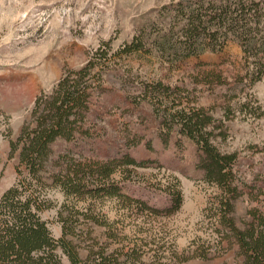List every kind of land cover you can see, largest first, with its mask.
I'll return each instance as SVG.
<instances>
[{"label": "rangeland", "instance_id": "obj_1", "mask_svg": "<svg viewBox=\"0 0 264 264\" xmlns=\"http://www.w3.org/2000/svg\"><path fill=\"white\" fill-rule=\"evenodd\" d=\"M172 1L0 0V191L16 179L18 152L9 156V140L19 135L35 99L91 60L98 63L95 79H102L84 123L89 134L57 140L54 160L64 165L69 159L109 161L128 155L147 161L144 167L122 165L114 175L123 192L163 210L170 204L169 187L179 181L183 204L165 215L107 196L88 199L84 206L104 216L107 226L81 218L77 232L82 238L75 241L82 256L94 246L116 251L123 264H236L238 246L218 232L219 190L198 167L197 145L180 135L177 125L169 129L165 124L164 96L154 99L143 90L152 91L160 81L170 87L168 106L183 102L214 118L213 143L221 152L237 154L241 193L233 200L232 216L245 228L252 209L264 212V76L250 84L242 47L232 41L219 52L176 62L160 57L149 39L139 51L119 52L141 33L154 37L161 27L160 8ZM104 53L107 58L100 57ZM48 195L54 207L44 218L59 238L58 211L71 201L56 187H48ZM201 246L207 259L196 256ZM60 255L63 264H70L66 254Z\"/></svg>", "mask_w": 264, "mask_h": 264}, {"label": "trees", "instance_id": "obj_2", "mask_svg": "<svg viewBox=\"0 0 264 264\" xmlns=\"http://www.w3.org/2000/svg\"><path fill=\"white\" fill-rule=\"evenodd\" d=\"M160 26L154 37L141 33L119 52L139 51L149 39L160 57L176 62L219 52L232 41L242 47L248 66L245 76L250 84L264 76V3L261 0H174L160 8ZM100 57L107 58V54ZM97 64L88 61L84 67L60 78L50 91L40 94L17 138L9 140V156L14 157L18 152V163L15 181L0 191V264H63L60 251L66 254L70 264H123L116 251L97 250L94 246L86 248L87 254L82 256L75 241L82 238L77 232L81 218L107 226L104 216L94 213L90 204L84 206L87 200L107 196L131 208L140 205L149 212L165 215L178 211L183 204L179 181L169 187L170 204L163 210L123 192L114 175L121 171L122 165L144 167L147 161L128 155L109 161L72 163L69 159L64 165L54 160L53 144L57 140L71 141L89 134L84 123L93 90L99 87L96 82L102 79V76L95 79L98 74H93ZM161 88L165 91L163 95ZM169 88L159 81L152 91L146 90L147 87L143 91L154 99L164 96L165 124L169 129L177 125L179 134L197 145L198 167L204 171L205 180L219 190L215 208L221 228L218 232L238 246L236 264H264V212L252 209L251 220L245 228L238 227L232 216L233 200L241 193L234 170L237 154L221 152L213 143L214 118L202 108L189 107L183 102L168 106ZM48 187L58 188L71 201L64 202L58 211L62 224L59 238L53 235L44 218V213L54 207ZM202 248L195 251L196 256L207 259V249ZM127 254L126 260L130 258Z\"/></svg>", "mask_w": 264, "mask_h": 264}]
</instances>
